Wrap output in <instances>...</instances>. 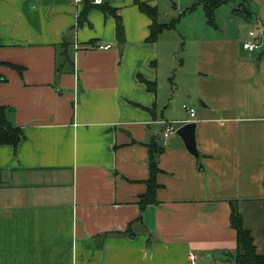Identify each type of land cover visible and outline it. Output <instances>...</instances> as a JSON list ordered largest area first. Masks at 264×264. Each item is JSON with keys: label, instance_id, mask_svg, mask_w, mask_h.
I'll use <instances>...</instances> for the list:
<instances>
[{"label": "crops", "instance_id": "crops-1", "mask_svg": "<svg viewBox=\"0 0 264 264\" xmlns=\"http://www.w3.org/2000/svg\"><path fill=\"white\" fill-rule=\"evenodd\" d=\"M103 4L121 18L123 43L113 16L95 8L72 30L84 8L75 0H0V106L23 135L0 146V264H191L189 254L231 264L230 202L264 254V47L242 48L264 25L249 13L237 16L248 33L233 17L227 29L205 20L192 30L190 78L177 82L179 95L170 87L191 118L157 94L161 62L176 67L169 57L184 41L179 22L150 43L151 21L134 0ZM162 121L195 123L199 160L176 132L162 139ZM153 138L163 147L157 204L140 212Z\"/></svg>", "mask_w": 264, "mask_h": 264}, {"label": "trees", "instance_id": "trees-1", "mask_svg": "<svg viewBox=\"0 0 264 264\" xmlns=\"http://www.w3.org/2000/svg\"><path fill=\"white\" fill-rule=\"evenodd\" d=\"M234 2V0H199V4L202 8L203 15L205 17L206 23L209 26H216L214 13L220 6ZM244 4V3H243ZM240 3L235 10H233V16H243L244 18H249V12L247 7ZM134 5L137 7L138 11L148 17L151 21L149 28L150 34L147 39L148 42H155L158 35L164 31L172 30L178 23V19H173L169 24H159V12L157 7H150L147 3H142L134 0ZM195 4V6H198ZM83 10L76 19V25L72 30L81 27L84 23H87V13L91 9H98L104 15H112L115 21V37L118 43H123L124 41V29L122 20L116 15V11L110 8L108 5H92L89 0L83 1ZM191 8L188 11H192ZM68 38L64 37L61 47L64 49L63 56L68 62L67 51L65 49L69 47L70 42ZM6 65L16 71L21 73V69L6 63ZM141 80V78H140ZM146 89L148 91H155L154 84L147 83L143 81ZM11 112L10 108L0 106V146L9 145L16 147L21 141L23 135L20 128L13 127L9 123L8 114ZM145 146L148 149V167H149V177L146 180V192L138 198V207L140 212H142L149 205H156V192L159 188L157 184L156 177L158 175V162L159 157L162 154L163 147L161 146L158 138L151 139ZM230 227L235 231L236 234V248L232 253L225 255V261L231 264H264V254H259L256 252V247L254 245V240L251 231L244 227L242 216L238 210L236 202H230Z\"/></svg>", "mask_w": 264, "mask_h": 264}, {"label": "rangeland", "instance_id": "rangeland-1", "mask_svg": "<svg viewBox=\"0 0 264 264\" xmlns=\"http://www.w3.org/2000/svg\"><path fill=\"white\" fill-rule=\"evenodd\" d=\"M159 5L157 6L158 12H159V23H168L171 19H178V33L181 37L184 38V41L181 40L179 48L177 50V53L173 56H170L171 62L173 64H176V67L172 68V70H169L168 67H163L162 64L168 63V60H164L161 62V66H159V80L157 81V94L160 97V103L161 105L164 104V102L170 103V108H168V111L174 110L176 112H182L183 114L186 113L182 109V106H186L187 108H190L189 104L187 102H184L185 98H179L178 96L172 95L171 97V89L170 87H174L173 94L175 93V89H177V95L178 94V86L177 82H187L190 78V68L189 66V60L192 59L191 54V46H192V37L195 35L193 34L192 30L197 28V30L201 31V26L205 22L202 8L199 4V0H158ZM202 1V0H201ZM196 2V3H195ZM242 2L241 0H234V2L220 6L215 10L214 18H215V24L217 25L218 29H221L223 25L227 27V24L229 22L227 21L228 18L232 19L233 17L234 21L232 25L236 24L237 22H241V25L244 27V29H240L239 32L245 31V33H248V29H246L247 26H249L250 22H247V20L238 19L237 16H233L232 12L237 8L239 3ZM189 3V6L194 8L192 11H187L186 7ZM174 4V7H173ZM198 5V6H195ZM244 4L248 6L249 13L252 14V20L258 21L260 24L264 25V0H244ZM176 7H178V12H175ZM182 12H185L183 15ZM236 28V26H232ZM214 28V30H218ZM212 30V29H210ZM236 30V29H234ZM261 30V29H260ZM260 30H254L252 32L258 33ZM169 36V35H166ZM176 57V59L174 58ZM181 62H185L184 65H181ZM176 87V88H175ZM173 98V99H172ZM198 105V102H197ZM199 107L196 106V109ZM167 109V107L165 108ZM164 109V110H165ZM160 111V110H159ZM249 227L250 224H247ZM254 231L257 232L256 228L254 227ZM257 239H259L258 235H255Z\"/></svg>", "mask_w": 264, "mask_h": 264}, {"label": "built area", "instance_id": "built-area-1", "mask_svg": "<svg viewBox=\"0 0 264 264\" xmlns=\"http://www.w3.org/2000/svg\"><path fill=\"white\" fill-rule=\"evenodd\" d=\"M84 0H75V3L81 4ZM90 4L92 5H102L103 0H89ZM264 47V36L262 34H256L252 31L248 33V40L242 44V48L249 52H254L260 50ZM93 49H100V50H108L110 46H96L92 47ZM183 109L189 114L192 118L195 115V111L193 109H188L187 107L183 106ZM162 139L166 140L170 135L174 134L177 130L176 126L172 122L162 121ZM188 259L191 264H195V257L192 254H189Z\"/></svg>", "mask_w": 264, "mask_h": 264}, {"label": "water", "instance_id": "water-1", "mask_svg": "<svg viewBox=\"0 0 264 264\" xmlns=\"http://www.w3.org/2000/svg\"><path fill=\"white\" fill-rule=\"evenodd\" d=\"M117 50L119 54L122 50V45L117 46ZM198 107L204 108L206 107L204 104L201 103V101L198 102ZM182 142L184 143V146L186 150L197 160L200 159V154L198 153L196 149V141H195V123L191 122L188 124L183 125L180 127L176 133H175Z\"/></svg>", "mask_w": 264, "mask_h": 264}]
</instances>
